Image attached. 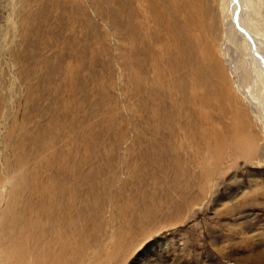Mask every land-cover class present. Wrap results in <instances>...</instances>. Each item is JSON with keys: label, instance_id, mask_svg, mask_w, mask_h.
<instances>
[{"label": "rangeland", "instance_id": "1", "mask_svg": "<svg viewBox=\"0 0 264 264\" xmlns=\"http://www.w3.org/2000/svg\"><path fill=\"white\" fill-rule=\"evenodd\" d=\"M222 1L0 0V264L25 222L35 264H264V130Z\"/></svg>", "mask_w": 264, "mask_h": 264}, {"label": "bare ground", "instance_id": "2", "mask_svg": "<svg viewBox=\"0 0 264 264\" xmlns=\"http://www.w3.org/2000/svg\"><path fill=\"white\" fill-rule=\"evenodd\" d=\"M220 8L221 10L225 9L222 17L223 32L220 39L221 41L218 45L219 54L223 57V60L226 61L228 65L227 67L231 72V84L233 89L242 94L252 113H254L255 117L258 118L264 130V17L259 14H255V12H257V7L251 4L249 0H223ZM262 11L263 10L260 12ZM250 20L253 22V25H255L254 28L250 23ZM255 68H257V71ZM193 76V82L198 83L199 80L196 78V74ZM262 90L263 93H261ZM189 94L191 95V93ZM192 100L199 104H202L204 101L201 97L198 99L194 98ZM200 107H202V105ZM218 132L220 131L218 130ZM210 136H212L215 142L216 140L218 141V139H221L224 135L221 137L217 134L215 135L217 137L214 138L213 133H211ZM19 229L20 230H18L16 237L19 236L23 238L25 237L24 235H27L30 249L28 248V250L25 251V245H23L21 247V251L17 250V255H20V259L17 258L13 261V246H7L6 249H8V256L10 257L9 259L11 260V264H28V259H24V257L28 256V254L30 256L32 255L31 264H35V248L32 246L35 242V231H31L32 227L26 222ZM22 244L24 243L22 242Z\"/></svg>", "mask_w": 264, "mask_h": 264}]
</instances>
